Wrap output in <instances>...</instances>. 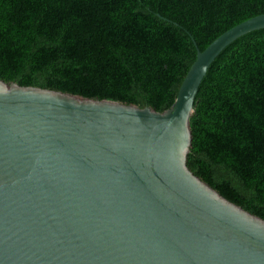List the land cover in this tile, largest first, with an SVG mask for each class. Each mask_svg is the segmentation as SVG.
Wrapping results in <instances>:
<instances>
[{"label": "water", "instance_id": "obj_1", "mask_svg": "<svg viewBox=\"0 0 264 264\" xmlns=\"http://www.w3.org/2000/svg\"><path fill=\"white\" fill-rule=\"evenodd\" d=\"M263 29L195 42L165 111L0 77V264H264V219L188 164L211 66Z\"/></svg>", "mask_w": 264, "mask_h": 264}, {"label": "trees", "instance_id": "obj_2", "mask_svg": "<svg viewBox=\"0 0 264 264\" xmlns=\"http://www.w3.org/2000/svg\"><path fill=\"white\" fill-rule=\"evenodd\" d=\"M262 14L264 0H0V77L165 111L198 48ZM195 106L189 167L264 219V29L217 58Z\"/></svg>", "mask_w": 264, "mask_h": 264}]
</instances>
